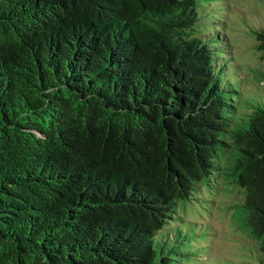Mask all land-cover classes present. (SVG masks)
Here are the masks:
<instances>
[{
	"label": "trees",
	"instance_id": "obj_1",
	"mask_svg": "<svg viewBox=\"0 0 264 264\" xmlns=\"http://www.w3.org/2000/svg\"><path fill=\"white\" fill-rule=\"evenodd\" d=\"M201 5L0 0V264L192 261L155 240L217 177L264 264V97L236 102Z\"/></svg>",
	"mask_w": 264,
	"mask_h": 264
},
{
	"label": "rangeland",
	"instance_id": "obj_2",
	"mask_svg": "<svg viewBox=\"0 0 264 264\" xmlns=\"http://www.w3.org/2000/svg\"><path fill=\"white\" fill-rule=\"evenodd\" d=\"M202 3L201 10L209 20L215 21L217 28L211 32L199 29L203 34L208 33L206 36L216 32L222 34L225 43L216 52V56H219L217 60L225 63L226 71L235 73L236 79L240 80L233 92L236 102L241 106L250 105L255 101V96L264 97L263 81L259 80L261 72H264V56L256 46L254 35V31L264 25V0H217L216 3L202 0ZM249 109L241 108L242 111ZM224 186L223 178H212L199 193H193L195 196L179 201L180 218L164 226L166 229L160 233H164V237L155 240L157 250L160 252L161 247L166 250L170 244L183 247L181 239L190 233L188 241L185 238L184 241L192 245L190 251L195 249L196 252L190 255L193 260H187L188 264L259 262H254L255 257L260 255L256 240L234 219L231 209L233 203L242 199V191L238 187ZM180 231L183 235H180Z\"/></svg>",
	"mask_w": 264,
	"mask_h": 264
}]
</instances>
